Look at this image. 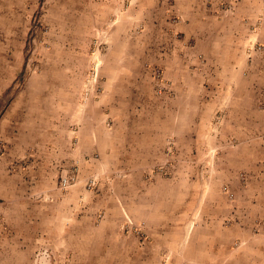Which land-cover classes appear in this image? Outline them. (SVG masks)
Instances as JSON below:
<instances>
[{
  "label": "crops",
  "instance_id": "obj_1",
  "mask_svg": "<svg viewBox=\"0 0 264 264\" xmlns=\"http://www.w3.org/2000/svg\"><path fill=\"white\" fill-rule=\"evenodd\" d=\"M37 1L0 0V264H37L42 258L45 264L55 263L57 248L69 252L72 264H86L87 233L97 231L92 214L112 206L105 190L98 203H89L94 196L97 200L94 192L102 185L97 179H107L111 172L140 179L159 158L167 137L173 136L180 148L197 147L201 119L213 111L220 116L221 131L236 136L231 133L237 134L243 118L227 120L229 112L214 109L238 93L211 94L197 84L212 77L223 84L238 75L244 47L264 43V13L256 11L260 0H81L84 8L97 9V36L107 47L99 68L101 91L81 104L72 93L48 90L47 78L35 73L20 78L22 61L15 59L17 50L6 39L15 36L21 17L30 16ZM67 3L45 0L46 11L58 5L63 11ZM152 68L161 70L173 95L152 91ZM211 126L208 130L215 132ZM226 136L215 140L216 146L225 149L224 157L238 159L228 154L243 143L232 145ZM261 161L259 152L251 176L258 186L237 193L238 201L248 196V205L237 203L234 211L224 203L209 205L201 213L197 207L181 208L178 226L153 224L151 233L164 247L157 259L167 258L166 264H264ZM19 163H26V170H19ZM59 168L75 177L63 191L60 180L58 188L55 182ZM86 179H94L96 187L85 190ZM138 203L149 213L148 197ZM116 227L101 221L94 243H113L115 237L106 230ZM251 229L259 233L250 234ZM39 237L52 246L50 257L47 251L30 255ZM132 254L124 253L134 258ZM111 255L104 249L96 257L102 264Z\"/></svg>",
  "mask_w": 264,
  "mask_h": 264
},
{
  "label": "rangeland",
  "instance_id": "obj_2",
  "mask_svg": "<svg viewBox=\"0 0 264 264\" xmlns=\"http://www.w3.org/2000/svg\"><path fill=\"white\" fill-rule=\"evenodd\" d=\"M84 6L85 3L81 0H70V4H63V11L59 5L60 8L57 10L53 7L50 11H46L45 0H38L37 7L30 16L21 17L22 22L19 29L16 27L15 36L6 39V43L11 40L10 44H14V48L18 51L14 53L18 55L15 59L22 61L20 78L33 73L44 79L47 78L45 87L48 90L55 94L62 91L72 93L73 97L79 96L77 98L81 104L93 99L101 91L99 68L101 57L107 50L97 36V9L84 8ZM256 7L257 12L264 13V0H260ZM250 26L252 29L255 28L253 25H248ZM2 40L3 37L0 36V41ZM17 42L18 44H15ZM242 54L244 63L239 64L238 75L231 82L228 78V82L220 84L212 77L205 79L201 85L197 84L199 89L202 87L201 90L211 94H217L219 91L238 93L235 99L227 96L220 101L225 105L223 108L220 109L219 107L222 106L220 105L214 109L217 113L229 112L227 120H235L236 115L243 118L240 122L244 124L239 125L237 134L231 133L236 136H229L232 145L243 143L241 148H234V152L228 154H235L238 159L224 157L222 153H225V149L216 146L215 140L220 142L219 138L225 137L228 133L221 131L223 126L220 125V116L213 111L201 119L197 147L180 148L175 146L173 136L167 137L159 158L140 179L130 180L123 172H111L112 176H108L107 179H97V184L102 183V185H97V192H94L97 200L94 196L89 203H98L102 198L100 191L105 190L102 194L108 193L104 198L112 206L108 208L109 211L95 210L92 214L97 231L87 233L88 243L84 249L87 255L86 264H99L100 260H97L96 254L98 250L104 249L111 250L112 255L108 256L107 261H101L102 264H166L167 258L157 259L161 254L158 252L164 247L151 233L150 227L154 226L153 224L160 221L168 227L178 226L181 208L188 210L197 207L201 213L205 212L209 205L220 207L224 203L234 211L237 203L243 205L250 203L248 196L240 197L242 200L238 201L237 193L247 189L253 190L258 186L257 180L254 181L251 176L258 163H254V155L259 152H261V167L264 173V43H249L244 47ZM26 64L28 67H25ZM149 72L151 89L156 95H173L174 89L162 78L161 70L152 68ZM208 103L209 101L206 100L205 104ZM255 123L261 126L259 130H254L257 128L253 126ZM210 124L215 128V132L208 130ZM237 152L240 153V158ZM1 155H3L2 149H0ZM15 165H18L21 171H24V168L26 170V163ZM38 168L40 166L32 170ZM64 169H56L57 188L60 177L66 175L67 171ZM223 172L225 175H222ZM94 187H96L94 179L85 180V190H92ZM141 189L148 190V193L142 192ZM133 190V194L130 195ZM146 197L150 200L149 213L138 205V202L141 203ZM231 214L233 215L232 211ZM103 220L117 225L112 231L106 230L115 237L113 243H94L95 239L99 238L98 226ZM253 230H250V234L264 232L262 229L259 232ZM42 240L39 237L37 243L31 245L29 250L31 256L36 252L45 255L43 251L50 254L49 248L52 246ZM132 252L134 258L124 255ZM67 253L69 252L66 250L54 249L55 263L52 259L50 264H72ZM122 255L124 258H120ZM145 256L150 257L148 261ZM43 259L37 260V264H45L46 261L43 262ZM49 262L50 260L46 264Z\"/></svg>",
  "mask_w": 264,
  "mask_h": 264
},
{
  "label": "built area",
  "instance_id": "obj_3",
  "mask_svg": "<svg viewBox=\"0 0 264 264\" xmlns=\"http://www.w3.org/2000/svg\"><path fill=\"white\" fill-rule=\"evenodd\" d=\"M75 177L73 176H66L60 178V188L65 190L69 185L74 182Z\"/></svg>",
  "mask_w": 264,
  "mask_h": 264
}]
</instances>
